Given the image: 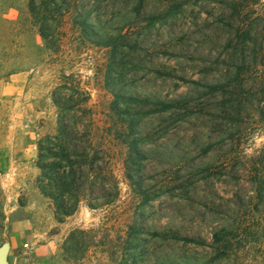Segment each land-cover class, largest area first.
Wrapping results in <instances>:
<instances>
[{
  "label": "rangeland",
  "instance_id": "1",
  "mask_svg": "<svg viewBox=\"0 0 264 264\" xmlns=\"http://www.w3.org/2000/svg\"><path fill=\"white\" fill-rule=\"evenodd\" d=\"M167 1L169 6L183 3L168 22L155 15L151 24L122 25V32L129 30V40L132 44L138 42V46L132 61L125 59L124 67L116 68L111 65L109 49L87 39L72 22L70 8H62L55 21L46 19L49 36L44 38L39 33L44 15L33 13L29 0H0V245L9 243L11 231L18 223L25 229L18 247L8 250L9 264H121L129 256L123 238L134 212L140 209V198L125 177L126 147L115 136V130H123L124 125L114 121L109 82L121 77L133 81L138 93L154 91L168 96L184 93L187 88L184 81L198 77L192 73L196 70L193 66L197 56H181L172 43L186 30L192 32L191 43L204 47L201 36L204 39L209 32V23L205 22L211 20L208 12L214 1L103 0L99 5V12L112 15L110 25L117 28L123 24L122 14L136 4L144 12H157ZM255 8L264 17V0ZM60 91L72 93L73 100L84 109L79 122L87 124L92 143L106 150L118 195L112 203L98 209H90L81 202L58 223L49 200L35 187L38 170L34 159L36 141L55 132L57 109L51 98L52 93L57 95ZM190 122H175L157 142L175 137L187 139L184 135L193 130ZM244 126L232 147L234 158L244 159L264 146V122L252 118ZM221 161L222 157L214 166L222 169ZM161 170L156 175L160 181L167 174ZM196 183L190 186L187 198L180 200L175 191L164 190L150 203V208H141L151 230L167 229V232L164 239L150 233L144 235L148 248L136 264H161L173 252L210 260L211 264H264V210L233 207L227 199L232 187L222 177L213 179V185L203 179ZM247 188L248 194H252L253 188L249 185ZM194 189L199 192V199L191 197ZM189 205L194 210L184 214L187 221L181 233H169L168 226H175L181 216L171 208ZM165 207L170 208L166 210L168 218L160 217L162 211L157 210ZM224 210L232 214L236 211V220L234 230L225 233L220 242L227 253L223 256L219 255L220 250H214L211 234L214 227L221 226L212 220L225 216ZM225 224L231 226V221ZM73 229H92L94 236L93 245L80 257L78 252L76 258L64 251L67 235ZM183 231L191 239L185 238Z\"/></svg>",
  "mask_w": 264,
  "mask_h": 264
},
{
  "label": "trees",
  "instance_id": "2",
  "mask_svg": "<svg viewBox=\"0 0 264 264\" xmlns=\"http://www.w3.org/2000/svg\"><path fill=\"white\" fill-rule=\"evenodd\" d=\"M29 1L33 13L44 15L39 26L41 36H49L44 23L47 18L55 21L62 8H70L72 22L87 39L109 49L111 65L116 68L124 67L125 59L131 62L138 46V42L132 44L129 40V30L122 32V25L151 24L155 15L162 22H168L183 4L175 2L169 6L167 1L158 13L144 12L140 4H136L122 14L123 24L112 28V15L99 12L103 0ZM213 1L211 12H208L211 20H205L209 23V32L199 40L205 46L191 43L192 32L186 30L172 43L181 56H197L193 66L196 70L192 73L198 77L184 81L187 84L184 93L174 96L154 91L138 93L133 81L121 77L109 82L114 121L124 125L123 130H115V136L126 147L125 177L140 198V209L134 212L123 238V245L130 254L121 264H136L145 254L148 245L144 235L150 233L166 238L167 229L151 230L141 209L150 208V203L164 190L175 191L182 200L188 197L187 191L190 186H196V182L203 179L213 185V179L222 177L225 184L232 187L227 199L233 207L251 206L255 212L264 210V146L244 159L231 156L234 141L247 121L256 118L264 122V17H260L255 8L261 0ZM108 72L111 73L110 65ZM51 99L57 109L56 128L53 134L44 135L35 143L34 165L38 170L35 187L49 200L52 215L60 223L81 202L90 209L112 203L118 195V185L109 168L106 150L92 143L87 124L79 122L84 109L76 104L72 93H52ZM177 121L193 125L192 132L184 135L187 139L175 137L157 142V138ZM220 157L222 169L214 166ZM159 169L167 171L161 181L156 178ZM244 183L253 188L252 194H248ZM191 197L199 199V192L194 189ZM167 209L170 208L157 209L162 211L159 216L168 218ZM171 209L181 215L175 226H168V232L177 235L187 221V214H184L194 209L192 205ZM235 212L224 210L225 216L212 220L221 223L211 234L212 245L215 251L220 250L219 255H227L220 242L225 233L234 230ZM227 221H231V226H226ZM183 232L185 238L190 237L186 236L188 232ZM93 239L92 229H73L67 235L64 251L70 252L73 258L79 252L80 257L93 245ZM101 245L108 247V244ZM161 264L211 262L173 252L165 256Z\"/></svg>",
  "mask_w": 264,
  "mask_h": 264
},
{
  "label": "crops",
  "instance_id": "3",
  "mask_svg": "<svg viewBox=\"0 0 264 264\" xmlns=\"http://www.w3.org/2000/svg\"><path fill=\"white\" fill-rule=\"evenodd\" d=\"M23 227L24 226H22V224L20 225L18 223L17 226H15L14 229L11 231L10 240L8 243L9 250L18 247V245L22 242L23 235H25V229Z\"/></svg>",
  "mask_w": 264,
  "mask_h": 264
},
{
  "label": "water",
  "instance_id": "4",
  "mask_svg": "<svg viewBox=\"0 0 264 264\" xmlns=\"http://www.w3.org/2000/svg\"><path fill=\"white\" fill-rule=\"evenodd\" d=\"M9 250V245L3 243L0 245V264H9L7 261V253Z\"/></svg>",
  "mask_w": 264,
  "mask_h": 264
}]
</instances>
